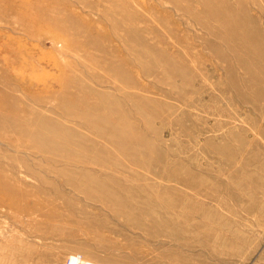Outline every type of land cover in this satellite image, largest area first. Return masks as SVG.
<instances>
[{"label":"rangeland","instance_id":"374dc122","mask_svg":"<svg viewBox=\"0 0 264 264\" xmlns=\"http://www.w3.org/2000/svg\"><path fill=\"white\" fill-rule=\"evenodd\" d=\"M264 264V0H0V264Z\"/></svg>","mask_w":264,"mask_h":264},{"label":"crops","instance_id":"0c3cea01","mask_svg":"<svg viewBox=\"0 0 264 264\" xmlns=\"http://www.w3.org/2000/svg\"><path fill=\"white\" fill-rule=\"evenodd\" d=\"M86 259H89L91 261L100 262V263H109V262H115L116 260L108 259L106 258L105 254L91 249L90 251L84 252L82 254Z\"/></svg>","mask_w":264,"mask_h":264},{"label":"built area","instance_id":"2783aa9c","mask_svg":"<svg viewBox=\"0 0 264 264\" xmlns=\"http://www.w3.org/2000/svg\"><path fill=\"white\" fill-rule=\"evenodd\" d=\"M66 264H107V263H100V262H95L91 261L89 259H86L82 254L80 253H73L70 254Z\"/></svg>","mask_w":264,"mask_h":264}]
</instances>
